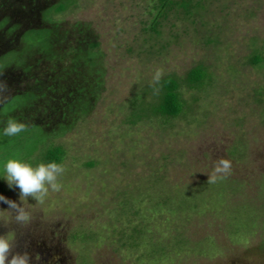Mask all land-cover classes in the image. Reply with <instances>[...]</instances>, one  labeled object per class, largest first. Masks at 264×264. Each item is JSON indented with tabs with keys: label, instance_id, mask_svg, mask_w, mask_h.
I'll return each mask as SVG.
<instances>
[{
	"label": "rangeland",
	"instance_id": "374dc122",
	"mask_svg": "<svg viewBox=\"0 0 264 264\" xmlns=\"http://www.w3.org/2000/svg\"><path fill=\"white\" fill-rule=\"evenodd\" d=\"M60 1L0 0V194L30 214L18 225L0 203V236L30 264H264V62L248 63L264 57V0H194L159 35L144 31L151 0L55 14ZM96 43L90 71L79 54ZM199 64L210 83L182 89L177 118L134 112L157 70L184 79ZM9 119L26 130L5 136ZM49 143L66 152L61 190L20 202L4 166L39 165ZM220 159L231 172L209 183Z\"/></svg>",
	"mask_w": 264,
	"mask_h": 264
},
{
	"label": "trees",
	"instance_id": "16d2710c",
	"mask_svg": "<svg viewBox=\"0 0 264 264\" xmlns=\"http://www.w3.org/2000/svg\"><path fill=\"white\" fill-rule=\"evenodd\" d=\"M150 3L152 4L149 13L152 14V19L144 31L150 33L151 35H159L157 28L159 26L160 19H165L168 12H171L173 9L181 8L187 16H190L193 14V11L197 10L200 6V2H194V0H151ZM71 5L72 4L69 1L67 2L62 0L55 5L54 12L55 14L65 13L71 8ZM35 36L41 38L43 35L40 34V32H35ZM213 42L216 41L208 39L206 44ZM98 46L99 45L97 43L92 44L89 46L87 54H79L80 60H83L87 64L90 71L93 70L92 67H94L96 64L93 61H90L89 57L90 54L93 56V50H95ZM263 62L264 57L258 53H255L248 60V63L254 66H261ZM210 79L211 75L209 74V68L203 64H199L198 66L192 68L184 79H180L175 75L165 76L164 78L160 79L158 83L150 86L151 93H153V98L151 99L152 101L145 102V104L140 105L133 103L132 109L136 113L143 110L146 115L145 117L143 115L144 120L157 118L168 122L174 118H177L185 111L186 101L183 98L182 89H200L205 84L210 83ZM131 112L133 113V111ZM42 153L41 163L46 164L49 162H56L61 164L66 152L62 146H56L53 143H49L45 145ZM92 165L93 163L89 164V166Z\"/></svg>",
	"mask_w": 264,
	"mask_h": 264
},
{
	"label": "clouds",
	"instance_id": "9594fccd",
	"mask_svg": "<svg viewBox=\"0 0 264 264\" xmlns=\"http://www.w3.org/2000/svg\"><path fill=\"white\" fill-rule=\"evenodd\" d=\"M161 76L162 70H157L153 83H158ZM9 95L10 89L7 82L0 79V103L6 101ZM26 128L24 123L9 119L3 132L5 136H16ZM231 168L230 160H218L213 173L208 177V182L216 183L218 180L226 178L230 174ZM4 170L6 175L3 179L10 190H18L19 201L23 202L31 198L37 203H43L50 190L53 192L61 190L62 185L58 179L65 172L64 166L56 162L40 163L33 167L19 159H9ZM0 203L7 205V208L14 212L18 225L23 226L29 222V212L18 201L0 194ZM0 264H30V256L27 252L14 251L12 243L4 236H0Z\"/></svg>",
	"mask_w": 264,
	"mask_h": 264
}]
</instances>
